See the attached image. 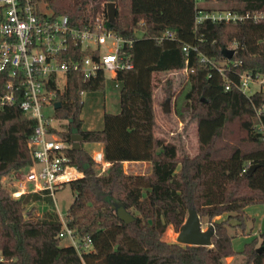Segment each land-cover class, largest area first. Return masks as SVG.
<instances>
[{"label":"trees","instance_id":"16d2710c","mask_svg":"<svg viewBox=\"0 0 264 264\" xmlns=\"http://www.w3.org/2000/svg\"><path fill=\"white\" fill-rule=\"evenodd\" d=\"M31 1L55 16H69L76 26L86 22L89 11L106 14L108 4L116 3L110 27L132 41L123 54L133 68L119 72L121 112L105 113L102 130H83L81 113L83 95L102 91L103 77L85 81L74 73L71 94L56 110V118L67 122L59 134L72 145L68 156L84 173L69 184L76 199L66 216L82 244L91 240L92 249L82 255L64 245L56 214L28 216L32 202L50 204V197L15 199L14 189L3 183L4 177L34 166L29 148L34 123L18 105L0 109V264H226L239 254L246 264H264V251H258L264 233L243 253L235 250L236 235L230 233L238 227L244 234L250 220L246 209L264 206V88L248 96L236 87L244 74L264 75V24L196 21L198 10L262 13L264 0ZM168 32L176 38H167ZM181 70L188 76L184 101L196 119L199 148L185 158L175 144L157 137L154 108V77ZM233 123L238 129L226 133ZM79 136L81 147L74 148ZM82 143L104 145L111 164L105 174H99ZM126 162H150L152 172L128 175ZM114 204L125 206L135 221H121ZM191 207L215 228L212 247L165 239L170 228L179 233Z\"/></svg>","mask_w":264,"mask_h":264},{"label":"built area","instance_id":"2783aa9c","mask_svg":"<svg viewBox=\"0 0 264 264\" xmlns=\"http://www.w3.org/2000/svg\"><path fill=\"white\" fill-rule=\"evenodd\" d=\"M204 1L196 0L198 4ZM89 12L86 22L76 26L69 16H55L47 6L37 7L31 0H0V109L18 105L27 120L34 123L29 148L35 164L25 170L18 183L10 185L15 187V199L27 194L48 196L58 207L57 192L84 177L72 165L68 156L72 145L60 136L63 130L43 113L44 108H55L56 103L62 104L60 100L71 94L73 74L80 72L85 81L103 77L106 83L111 79L120 88L119 72L133 68L123 54L132 41L111 29L108 6L106 14L93 16ZM207 20L264 24V12L198 10L197 24ZM166 37L175 39L176 35L168 32ZM187 50L185 47L184 51ZM261 80L264 75L244 74L236 87L250 96L257 91L251 89L254 83L260 81L258 90L264 88ZM226 89L230 90V85ZM92 157L99 174L111 167L104 152ZM60 218V238L68 240L80 255L91 250V240L82 244L66 220Z\"/></svg>","mask_w":264,"mask_h":264},{"label":"rangeland","instance_id":"374dc122","mask_svg":"<svg viewBox=\"0 0 264 264\" xmlns=\"http://www.w3.org/2000/svg\"><path fill=\"white\" fill-rule=\"evenodd\" d=\"M213 8L217 7L216 4L211 5ZM188 76L185 70L169 72L165 74L156 75L154 77V108L156 113V135L160 139H164L168 143L175 144L178 148L180 158L193 157L198 154V132L196 119L193 117L192 111L184 101V94L189 89ZM262 81V80H261ZM264 82V80L262 81ZM116 87V82L108 79L105 87L100 92H89L83 95L84 107L81 113V119L84 121L83 130L86 131H100L104 128V115L119 114L121 112L120 93L122 85ZM261 82L254 83L251 89L258 90ZM169 106L170 111L165 112V107ZM46 118L52 120L54 125L61 130H65L66 121H60L56 118V110L54 107L43 109ZM238 129L237 123L228 125V131H236ZM94 146L96 143H82V148L88 152L90 156L94 155ZM147 165H138L135 167L133 164L124 165V171L131 176H143L148 174ZM25 170H20L12 176L3 178V183L16 184L22 179ZM11 187V186H10ZM15 189L14 185L11 187ZM34 195V194H32ZM58 204L56 207L54 201L50 197L49 201L52 203H42L41 201L32 202L27 208V214L32 219L41 218L46 212L56 214L59 218L62 217L66 220L67 212L76 199L75 193L72 191L70 185L61 189L56 194ZM250 212L253 214V221L246 222V232L244 234H251L250 232L264 233V209L263 205H252ZM135 214H139L135 212ZM219 219L216 218V220ZM61 220V218H60ZM62 222V221H61ZM67 222V221H66ZM237 224V222H233ZM203 230H208L210 224L207 220H202ZM254 229H251V226ZM170 233V234H168ZM230 233L241 236L243 233L241 229L235 227L230 230ZM178 232L170 228L165 236L168 242L177 243ZM253 234V233H252ZM259 235V234H258ZM235 250L238 253H243L246 246V238H236L234 241ZM64 245H70L68 240L63 241ZM1 257V252H0ZM226 264H246L244 256L239 254L236 257H231L226 260Z\"/></svg>","mask_w":264,"mask_h":264},{"label":"water","instance_id":"95a60500","mask_svg":"<svg viewBox=\"0 0 264 264\" xmlns=\"http://www.w3.org/2000/svg\"><path fill=\"white\" fill-rule=\"evenodd\" d=\"M117 5L116 3L108 4V16L112 24L116 22ZM62 104L60 102L55 104V109L61 108ZM169 106L165 107V112H169ZM83 138L79 136L78 141H76L74 148H80ZM253 171L251 168L250 172ZM113 209L116 211L117 216L121 221L126 224H130L135 221V217L123 206L122 204H114ZM215 235V228L210 226L208 230H203V224L201 217L199 216L197 210L191 207L188 212V217L185 223L181 226L178 237L176 239L177 243L185 246H196V247H212L213 237ZM259 252H263L264 248H259Z\"/></svg>","mask_w":264,"mask_h":264},{"label":"crops","instance_id":"0c3cea01","mask_svg":"<svg viewBox=\"0 0 264 264\" xmlns=\"http://www.w3.org/2000/svg\"><path fill=\"white\" fill-rule=\"evenodd\" d=\"M93 151H94V154L95 153H97V152H104V145L103 144H96V146H94V149H93ZM126 164H128V165H130V164H133V165H135V167H137L138 165H147L148 166V174H150L151 172H152V165H151V163L150 162H126L124 165H126ZM40 197H42V196H40ZM42 198H45V197H42ZM42 203H46L45 201H42ZM251 207L252 206H249L247 209H246V212H247V215L250 217V223H252V221H253V214L250 212V209H251ZM263 209H264V206H263ZM50 212H52V210L50 211ZM227 216L225 215L223 218H226ZM222 219V217H219V219H217V220H221ZM234 224V223H233ZM251 227V229H254L253 227H252V225L250 226ZM251 234H242L241 236H239V237H237L236 236V238H240V237H243V238H246V240H247V242L246 243H248L249 241H251V240H253L254 238H256V237H258L261 233H256V232H250ZM253 233V234H252ZM259 234V235H258ZM235 238V239H236ZM234 239V240H235Z\"/></svg>","mask_w":264,"mask_h":264}]
</instances>
